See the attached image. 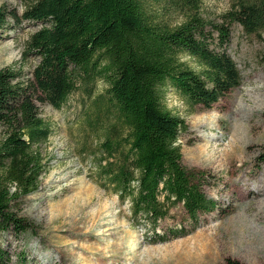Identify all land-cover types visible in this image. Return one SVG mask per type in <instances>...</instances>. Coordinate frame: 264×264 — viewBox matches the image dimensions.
<instances>
[{
  "label": "trees",
  "instance_id": "obj_1",
  "mask_svg": "<svg viewBox=\"0 0 264 264\" xmlns=\"http://www.w3.org/2000/svg\"><path fill=\"white\" fill-rule=\"evenodd\" d=\"M231 2L219 24L203 16L202 0H36L22 15L0 6V30L9 19L49 23L28 41L25 55L40 59L30 78L0 70V237L26 230L16 210L48 169L40 146L52 131L39 105L61 109L78 90L91 98L98 80L107 88L91 101L87 120L92 131L103 123L93 154L99 156L97 180L129 200L131 225L151 231V242H165L168 234L188 233L156 232L173 207L182 204L193 225L215 209L199 173L182 163L179 140L187 124L164 100L173 89L209 109L240 85L241 73L224 46L232 23L261 36L264 0ZM9 261L0 245V264ZM225 264L242 263L228 258Z\"/></svg>",
  "mask_w": 264,
  "mask_h": 264
},
{
  "label": "rangeland",
  "instance_id": "obj_2",
  "mask_svg": "<svg viewBox=\"0 0 264 264\" xmlns=\"http://www.w3.org/2000/svg\"><path fill=\"white\" fill-rule=\"evenodd\" d=\"M35 1L0 0V6L22 15ZM231 3L202 0V14L219 24ZM48 24L9 19L0 30V70L30 78L40 59L25 55L28 41ZM230 30L224 50L241 73L240 85L209 109L192 105L173 89L164 100L187 124L179 140L182 163L199 173L202 191L215 209L193 225L182 204L173 207L156 232L188 233L168 234L165 242H151V231L131 225L129 200L121 201L97 180L94 161L99 156L93 154L99 153L103 123L92 131L87 120L91 101L107 88L98 80L91 98L78 90L61 109L39 105L52 131L40 146L48 169L39 189L23 197L16 210L26 230L11 229L0 237L9 264H225L228 258L264 264V30L260 37L238 23ZM184 60L197 67L189 57Z\"/></svg>",
  "mask_w": 264,
  "mask_h": 264
}]
</instances>
